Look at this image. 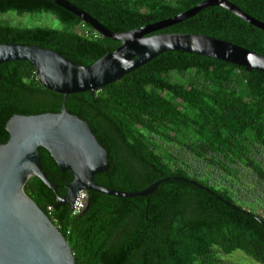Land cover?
Masks as SVG:
<instances>
[{
    "label": "trees",
    "instance_id": "16d2710c",
    "mask_svg": "<svg viewBox=\"0 0 264 264\" xmlns=\"http://www.w3.org/2000/svg\"><path fill=\"white\" fill-rule=\"evenodd\" d=\"M70 1L110 29L127 31L203 0ZM230 1L264 21V0ZM9 11L19 16L48 12L64 27L0 18V43L50 48L81 65L94 63L121 44L51 0H0V13ZM159 32L208 34L264 55V30L220 6L206 7ZM63 99L64 94L38 79L29 61L0 63V144L9 140L6 124L14 114L59 112ZM66 107L89 122L109 153L110 168L97 173L95 182L138 191L176 177L149 195L89 191L88 208L72 215L68 205L55 204L57 194H66L73 174L41 147L43 168L59 185L57 193L35 176L25 191L64 234L77 264H219L238 250L264 264V215L235 191L244 167L254 173L253 185L264 188L263 71L167 50L97 91L69 94ZM183 151L197 164L188 163Z\"/></svg>",
    "mask_w": 264,
    "mask_h": 264
},
{
    "label": "water",
    "instance_id": "95a60500",
    "mask_svg": "<svg viewBox=\"0 0 264 264\" xmlns=\"http://www.w3.org/2000/svg\"><path fill=\"white\" fill-rule=\"evenodd\" d=\"M78 15L102 36L121 42L90 65H81L60 52L19 42L0 43V63L27 60L36 67L38 79L49 89L64 94L59 112L14 114L7 122L10 134L0 144V264H77L72 247L48 214L26 193L27 181L41 178L57 193L43 168L40 148L47 149L59 167L70 170L73 180L64 196L57 194L55 207L73 211L80 190L130 197L149 195L165 180L159 179L138 191H122L94 181L97 173L110 168L109 153L88 121L66 107L69 94L97 91L149 62L167 50H181L264 72V55L229 40L202 33L159 32L182 22L206 7L220 6L264 30V21L230 0H203L166 19L127 31H115L70 0H51ZM197 185H201L193 180ZM88 208V204L84 211ZM83 211V212H84Z\"/></svg>",
    "mask_w": 264,
    "mask_h": 264
},
{
    "label": "rangeland",
    "instance_id": "374dc122",
    "mask_svg": "<svg viewBox=\"0 0 264 264\" xmlns=\"http://www.w3.org/2000/svg\"><path fill=\"white\" fill-rule=\"evenodd\" d=\"M0 18H7L11 20L14 24H22L28 26H51V27H64V24L54 15L48 12H37L35 14H25L19 16L15 11H9L5 14L0 13ZM176 152L178 151L177 147L173 148ZM185 155L186 161L190 164H197L194 156L189 152H182ZM206 169V168H205ZM209 170V169H208ZM239 180L235 181L236 194L244 196V199L251 200V202L256 206V213L264 215V188L257 186L255 187L254 180L255 176L248 168L244 167L240 172ZM249 191H247L248 187ZM241 252V253H238ZM237 253L229 256H223L219 264H256L251 257L247 256L241 250H238ZM243 253V254H242ZM251 260V261H250Z\"/></svg>",
    "mask_w": 264,
    "mask_h": 264
},
{
    "label": "built area",
    "instance_id": "2783aa9c",
    "mask_svg": "<svg viewBox=\"0 0 264 264\" xmlns=\"http://www.w3.org/2000/svg\"><path fill=\"white\" fill-rule=\"evenodd\" d=\"M88 200H89L88 191L84 189L80 190L78 193V199H77L76 205L72 211V215L80 214L86 208ZM48 209L52 210L53 207L50 205L48 206Z\"/></svg>",
    "mask_w": 264,
    "mask_h": 264
},
{
    "label": "flooded vegetation",
    "instance_id": "af4514ba",
    "mask_svg": "<svg viewBox=\"0 0 264 264\" xmlns=\"http://www.w3.org/2000/svg\"><path fill=\"white\" fill-rule=\"evenodd\" d=\"M69 184V183H68ZM59 186V185H58ZM67 186V185H66ZM60 195V194H59ZM60 196H62V195H60ZM64 196V195H63ZM60 206H67V205H60Z\"/></svg>",
    "mask_w": 264,
    "mask_h": 264
},
{
    "label": "bare ground",
    "instance_id": "6f19581e",
    "mask_svg": "<svg viewBox=\"0 0 264 264\" xmlns=\"http://www.w3.org/2000/svg\"><path fill=\"white\" fill-rule=\"evenodd\" d=\"M88 193H89V191H88ZM87 204H88V203H87ZM83 211H84V210H83ZM83 211H82V212H83ZM82 212H81V213H82Z\"/></svg>",
    "mask_w": 264,
    "mask_h": 264
}]
</instances>
